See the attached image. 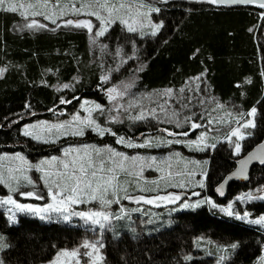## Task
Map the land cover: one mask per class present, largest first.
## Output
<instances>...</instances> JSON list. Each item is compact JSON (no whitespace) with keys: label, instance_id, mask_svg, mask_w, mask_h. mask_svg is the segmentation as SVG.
I'll list each match as a JSON object with an SVG mask.
<instances>
[{"label":"trees","instance_id":"16d2710c","mask_svg":"<svg viewBox=\"0 0 264 264\" xmlns=\"http://www.w3.org/2000/svg\"><path fill=\"white\" fill-rule=\"evenodd\" d=\"M155 6L161 12L154 17L164 24L157 36L132 37L121 26L114 25L101 39L108 46L103 54L91 48L90 36L85 30L61 27L39 33L18 32L16 25L24 23L23 19L18 14L0 12V66L9 69L0 79V125L4 126L0 129V153L20 152L36 161L58 155L69 146L86 144L109 145L121 152L134 153L135 150L116 144L114 137L101 138L91 131H86L83 137L69 136L55 143H41L21 135L24 126L36 121H59L72 116L84 100L109 107L104 91L98 87L100 77L114 65L117 46L132 55L130 39H133L137 58L128 60L119 72H114L111 84L128 81L140 63L146 67L136 74L133 90L137 95L180 88L206 68L212 96L233 111L247 113L252 107L258 110L257 128L253 136L243 141L241 155L236 156L232 146L223 140L208 152L206 186L201 195L226 205L248 190L264 187V167H254L249 182L233 183L226 197L216 194V188L236 169L239 160L264 143V77L261 76L264 18L260 15L264 10L250 5L217 8L193 0H169L167 4ZM196 49L200 51L192 58ZM246 78L252 82L244 84ZM65 83L74 84V88L62 89ZM237 84L242 87H236ZM73 97L79 100L60 104V98ZM14 120L19 123L9 127V121ZM154 123L124 120L109 126L118 135L135 141L144 136H163ZM248 201L249 211L254 215L264 214V201ZM143 226L108 239L101 248L103 264H217L215 255H206L202 250L210 244L216 252V243L239 245L235 250L228 248L230 259L224 264H257L264 249V227L227 217L218 207L176 213L169 227ZM145 228L153 232L147 233ZM0 233L11 245L3 254L7 264L45 263L60 250L79 248L88 234L79 225L46 222L27 214L19 216L17 224L10 225L2 208ZM186 255L193 259L184 260Z\"/></svg>","mask_w":264,"mask_h":264},{"label":"snow or ice","instance_id":"6c2138e0","mask_svg":"<svg viewBox=\"0 0 264 264\" xmlns=\"http://www.w3.org/2000/svg\"><path fill=\"white\" fill-rule=\"evenodd\" d=\"M168 2L169 0H65L62 3L61 0H0V12L18 14L23 19L24 23L16 25L18 32L25 30L33 32L56 31L61 27L85 30L91 36L92 46L98 48L103 54L107 52L108 46L100 44L99 40L106 36L114 25L121 26L122 30L131 34L132 37L142 39L145 36H157L164 24L163 21L154 22L152 20L154 13L161 12V8L155 4H167ZM193 2L206 3L217 8L250 5L264 10V0H193ZM260 15L261 18H264V11ZM37 17L48 21L55 27L49 28L47 23L36 19ZM94 20L98 23H94ZM130 43L132 55L126 54L122 47L117 46L114 50V65L105 69L104 74L100 77L101 84L98 87L104 91L109 107L106 108L99 103L84 100L80 108L86 113L85 116L76 112L69 121L54 124L38 122L26 125L21 129V135L41 143H55L56 139L61 136L83 137L86 131H91L101 138L112 136L115 138L116 144L129 149L185 144L190 149L205 151L216 147L215 143L207 142L209 133L216 130L217 126H224L227 128L225 140L232 146L235 155H240L241 141L253 136L254 130L257 128V108L252 107L247 113L226 109L224 104L211 95L210 86L206 81V68L203 72L185 81L184 86L180 88L169 87L137 95L131 93L130 90L136 84V74L143 72L146 67L144 63H140L133 70V75L128 81L111 84L112 74L119 72L120 68L128 63V60L137 58L135 40L130 39ZM199 51L200 49H196L192 58ZM8 70L7 66H0V79ZM261 76L264 77V69L261 70ZM251 82L250 78H246L243 83L250 84ZM103 85L109 86L103 87ZM201 85L204 87L202 88ZM61 87L62 89L74 88V84L65 83ZM236 87L240 88L242 85L237 84ZM125 97H129V99L125 101ZM73 100H79V97L69 100L60 98V104H71ZM26 107L30 108L31 106L26 105ZM50 111L55 112V109H50ZM94 114L105 117L106 124L99 122ZM124 120L133 123L151 120L155 121L157 125L170 127H158L157 131L163 133V136H144L142 142L137 143L130 137L118 135L117 131H113L112 127L108 126L121 124ZM16 123H19V120L9 121V127ZM3 127L0 125V129ZM198 129L203 131L199 132L197 139H183ZM174 156L178 157L179 154L176 153ZM174 156H168L158 161L155 156L144 157L139 154L129 156L109 145L69 146L63 150L62 157L53 156L37 164L29 163L21 153H14L10 157L0 155V162L4 160L18 162L15 166H5L0 163V185L6 186L9 191L18 194L23 199L42 200L44 196L35 191L39 181L47 189L46 195L50 201L46 205L37 206L22 203L15 198V195H8L6 198H0V208L5 209L8 213L7 219L10 225L17 224L18 215L23 213L38 216L41 220L55 218L65 222L75 216L86 224L98 226L103 230L110 226L113 220L123 219L127 215L121 201L160 206L184 200V195L178 193L155 196L134 195L129 192V185H134L135 191L140 193L158 192L161 181L164 182L165 187L187 189L189 184H192L201 189L205 188L204 179H206L207 173L187 170V164L184 165L186 170L180 168L173 170ZM252 161H258L264 165V143L260 144L257 151L239 162V169L220 184L216 188V192L223 196L224 185L228 180L237 177L247 179L246 168ZM146 168L155 169L161 173L158 179L150 182L153 187L142 186L149 183L143 178ZM32 171L40 173L38 180L32 179L28 174ZM196 175H200L201 179L195 180ZM23 187H31L33 190L21 191ZM257 191L264 192V189H257ZM191 195L200 196V192H192ZM237 199L264 201V194L256 196L247 193ZM91 203L99 204L100 208L77 211L78 206ZM205 203L214 208L218 207L211 198L201 199L191 204L184 201L181 207L196 208ZM113 204L120 208L119 214L109 211ZM220 210L229 216L235 215L236 219L264 226V215L252 219L247 212L243 215L233 213L231 204ZM238 246L237 243H233L222 247L220 251L227 253L229 247L235 250ZM10 247L11 245L5 242V237L0 235V264H6L3 254ZM80 248L85 251L81 253ZM101 248H103V244L100 241H85L79 248L60 250L49 261V264H81L82 255L88 257L86 264H102ZM183 259L191 261L193 257L186 255ZM229 259L228 255H220L217 264H224ZM258 264H264V254L258 258Z\"/></svg>","mask_w":264,"mask_h":264},{"label":"rangeland","instance_id":"374dc122","mask_svg":"<svg viewBox=\"0 0 264 264\" xmlns=\"http://www.w3.org/2000/svg\"><path fill=\"white\" fill-rule=\"evenodd\" d=\"M61 2L64 3L65 0H61ZM154 14L152 15V20L154 22L162 21L161 19H156L154 17ZM66 18L76 19L77 17H66ZM79 18H84V17H79ZM36 19L41 20V22H43V23H47L49 25V28H54L55 27V25H51L48 21H44L40 17H37ZM94 23H98V22H96L94 20ZM80 30H82V29H80ZM42 31H45V30H39V31H35V32L25 30L24 32L39 33V32H42ZM102 38L103 37H101L100 40H99L100 44H102L101 43L102 42L101 41ZM90 45H91V48L93 50L97 49L96 51H100L98 48H94L92 46V44H91V36H90ZM133 89H134V87L130 90V92L135 94ZM128 99H129V97H125V101L128 100ZM225 108L230 110L226 106H225ZM78 112H80L81 116H85L86 115V113L81 111V108H80V110ZM233 112H235V111H233ZM94 115L97 116L99 122L106 124L105 117L99 116L98 114H94ZM71 117L72 116H70L68 118H65L63 120H59V121H46V120H43V121H36L34 123L48 122L49 124H54V123H60V122H64V121H69V120H71ZM101 118H103V121H101ZM149 121H151V120H149ZM34 123H32V124H34ZM154 124L156 125V128L163 127L162 125H157L156 122ZM29 125H31V124H29ZM201 131H203V130L202 129H198V131L196 130L194 132H191L188 137H184L183 139L184 140H195V139L198 138L199 132H201ZM226 131H227L226 127L217 126L216 130H214L211 133H209V139H208L207 142L209 144H212V143L216 144L217 142L222 141V140L226 141L225 140ZM65 137H69V136H61V137L56 139V142L58 140L62 139V138H65ZM143 139L144 138L136 139L135 142H137V143L142 142ZM169 139H171V138L169 137ZM233 139H235V138H233ZM243 141H241V144H242L241 153H242V150H243ZM86 145L94 146L92 144H86ZM133 150H135L134 153H131V154L126 153V152L125 153L128 154L129 156L137 155V154H139L141 156H144V157L155 156V157H157L158 161L160 159H162V158H165V157H168V156H174V154L178 153L179 156L178 157L174 156V159L172 161L173 170H176L177 168H180L181 170H186V169H184V165L187 164V170H194L197 173H200L201 171L208 173L209 160H210V156L208 155V152L210 150H212V149L205 150V151H198V150H193V149H190V148L186 147L185 144H173L171 146L134 148ZM141 150L142 151H144V150H152V152L151 153H145V152H141ZM16 153H20V152H16ZM233 153H234V150H233ZM241 153H240V155H241ZM12 154H14V153H0V155H6V156H9V157ZM21 154H23V153H21ZM62 155H63V151L60 154H58V155H52V156H48V157H43V158L38 159L36 161H32V160L28 159L25 155L24 156L27 158L29 163L37 164L40 161L47 160V159H49V158H51L53 156L60 158V157H62ZM192 162H197V163H192ZM0 163H3V165H5V166H9V165L15 166L18 162L10 161V160H4V161H2ZM28 174L34 180H38V177L40 176V173H37L35 171H32V172H30ZM160 175H161V173L157 172L155 169L146 168L144 170V172H143V178L145 180L149 181V183L146 184V185H142V186H144V187H153V185L150 182L153 181V180L158 179L160 177ZM121 179H123V177H121ZM200 179H201V176L200 175H196L195 180H200ZM204 183H205V186H206V179H204ZM1 186H2V188L0 189V198H6L8 195H15V198L18 201H20L22 203H30V204L37 205V206H43V205H46L47 203L50 202L48 197H47V195H46L47 189L45 187H43L42 183L39 182V181H38V186L36 187L35 191H37L39 194L44 196V199H42V200L23 199L18 194H14L11 191H9V189L6 186L0 185V187ZM261 189H264V187H262ZM31 190H33L31 187H23V188H21V191H31ZM202 190L203 189H201L199 187H196V186H194L192 184H189L187 189H181V188H178V187H165L164 182L161 181L160 190L158 192H144V193H140L138 191H135L134 185H129V192L134 194V195L155 196L157 194L165 195L167 193H178V194H183L184 195V200H182L180 202H177V203H174V204H161L160 206L148 205V204H143V203L135 204V203H131L129 201H121V205L125 209L127 215H125L123 219L113 220L111 225L105 227L103 230L99 229L98 226L86 224L79 217H75V216L72 217V219L70 221H67V223H70L72 225L82 226V227H84L87 230L88 234H87V237L85 238L84 242L85 241H89V242L100 241L104 245V244H106V241L108 239L118 237L123 231L124 232H126V231L134 232L136 230H139L140 228L143 229V227H145V226H143L144 224L146 226H156V225L160 224L161 227H169L171 225V223H172V216L174 214H176V213L183 212V211L196 210V209H199V208H202V207L214 208L210 204H207V203L202 204V205H200L199 207H196V208H183V207H181V205L184 203V201H187L188 203L191 204V203L197 202V201H199L201 199L211 198V200L214 201V203L220 209L224 208V207H227L229 204H231L233 213H239L240 215H243L245 212H247V213L250 214V218H252V219L258 218L259 216L264 215V214L254 215L251 211H249L246 208V203L249 202L248 200H247V202H245L244 200L237 199L238 197H241V196H243V195H245L247 193H252L253 195H256V196L264 194V192H258L257 191V187H255V188H253L251 190H248L247 192L237 196V198H235L234 200H230L226 205H219L212 197L202 196L201 195ZM192 192H200V196H192L191 195ZM237 201L240 202V203H238ZM99 208H100L99 204L91 203V204H87V205L78 206L77 207V211L89 210V209L98 210ZM157 208H159V209H157ZM3 210H4L5 215L7 217L8 213L6 212L5 209H3ZM109 211H111L113 213H116V214H119L120 208L117 205L113 204L111 206V208L109 209ZM223 214L225 216H227V217L236 219L235 215L229 216V215H227L224 212H223ZM21 215H23V213L19 214L18 218ZM27 215H31V214H27ZM32 216H34V215H32ZM34 217L39 219L38 216H34ZM236 220L241 221L242 223H245V224H248V225L261 226V225L250 224L246 220H239V219H236ZM43 221H46V222H57V221H63V220L54 218L52 220H43ZM149 221H151V222L149 223ZM63 222H65V221H63ZM138 225H140V226L137 227ZM261 227H264V226H261ZM145 229H144V231H145ZM146 232L147 233H151L153 231H150V229H148ZM0 235L4 236L2 233H0ZM5 242H7L6 239H5ZM215 245H217V247L215 248V249H217L216 252L211 248L210 244H209V246L202 247V250H203V252L206 255H215L217 258L220 255H228V256L230 255V253L228 254L229 251H227V253H223V252L220 251V249L222 247L227 246V245H222V244L219 245L218 243H216ZM67 250H69V249H67ZM84 251L85 250H81L80 249L81 253H83ZM100 252H101V250H100ZM262 254H264V249L262 250ZM101 255H102V253H101ZM51 260H49V261H51ZM49 261H47L45 263H42V264H49ZM87 261H88V257H84L82 255L81 256V264H86ZM102 264H103V261H102Z\"/></svg>","mask_w":264,"mask_h":264},{"label":"water","instance_id":"95a60500","mask_svg":"<svg viewBox=\"0 0 264 264\" xmlns=\"http://www.w3.org/2000/svg\"><path fill=\"white\" fill-rule=\"evenodd\" d=\"M240 6H246V5H238V6H224V7H228V8H236V7H240ZM260 144L258 146H256L250 153H248L246 156H244L242 159H245L249 154L257 151V149L259 148ZM240 159L239 162L242 160ZM237 163V167L236 169L230 173L225 180H227V178L229 176H231L234 172H236L239 167H240V163ZM254 167H264V165H261L258 161H252L246 168V172H245V175L247 176V179L243 178V177H237V178H233L231 180H228L227 183L224 185V195L223 196H220L217 192L216 194L219 196V197H226L227 196V193H228V189L229 187L233 184V183H246V182H249L251 180V177H250V173H251V170L254 168ZM224 180V181H225ZM224 183V182H223Z\"/></svg>","mask_w":264,"mask_h":264},{"label":"bare ground","instance_id":"6f19581e","mask_svg":"<svg viewBox=\"0 0 264 264\" xmlns=\"http://www.w3.org/2000/svg\"><path fill=\"white\" fill-rule=\"evenodd\" d=\"M237 167V166H236Z\"/></svg>","mask_w":264,"mask_h":264}]
</instances>
